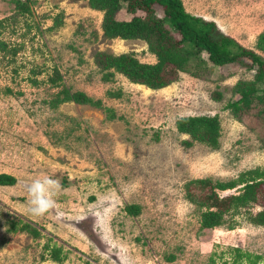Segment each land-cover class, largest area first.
Listing matches in <instances>:
<instances>
[{
  "label": "rangeland",
  "instance_id": "374dc122",
  "mask_svg": "<svg viewBox=\"0 0 264 264\" xmlns=\"http://www.w3.org/2000/svg\"><path fill=\"white\" fill-rule=\"evenodd\" d=\"M181 2L264 57L256 46L264 0ZM102 16L86 0H0V173L16 181L0 186V264H251L235 249L264 264V226L240 214L202 230L200 211L185 192L190 180L226 182L264 167V104L251 97L235 112L225 109L240 97L236 86L262 88L255 68L216 67L203 54L204 63L196 60L161 89L117 72L104 81L100 53L156 59L143 41L103 36ZM130 17L124 9L116 15ZM54 70L57 87L48 80ZM62 88L101 106L70 101L53 109ZM214 115L216 147L176 130L182 117ZM44 176L59 180L62 190L54 197L58 209L36 217L27 185ZM130 205L139 207L137 215L126 213ZM12 222L38 236L14 232ZM53 249L60 250L59 262L51 259Z\"/></svg>",
  "mask_w": 264,
  "mask_h": 264
},
{
  "label": "trees",
  "instance_id": "16d2710c",
  "mask_svg": "<svg viewBox=\"0 0 264 264\" xmlns=\"http://www.w3.org/2000/svg\"><path fill=\"white\" fill-rule=\"evenodd\" d=\"M89 7L102 12L101 29L107 39L139 40L146 45V51L152 54L155 63L140 62L133 53L119 55H98L99 67L105 71L102 80L108 81L114 72L121 74L133 83L145 85L150 89H161L174 81L177 72L187 73L193 62L200 64L206 61L213 66L222 67L238 65L242 68H255V78L262 88L254 85L243 87L236 86L235 92L240 97L229 102L225 109L235 112L240 109L239 103L255 98L264 104V57L254 51L248 50L237 43L233 38L222 35L216 30L213 22H208L200 17L187 13L181 0H86ZM22 11H28L27 3H19ZM120 9H124L131 17L128 20L116 18ZM258 51L264 53V32L256 41ZM201 66V65H200ZM196 69V68H195ZM199 69L198 73H200ZM55 87L61 80L59 73L54 70L48 78ZM76 102L101 106L99 100H93L82 93L71 94L62 88L49 104L53 109L62 102ZM261 110V108H259ZM179 133L187 134L192 140L209 145H217L220 125L217 116H186L175 123ZM183 144L189 146L191 141L185 140ZM15 178L11 175L0 173V186H12ZM63 182V181H62ZM264 167H256L240 173L235 179L219 182L210 179H194L185 185L186 198L200 211V229L211 230L221 227L224 223H231L236 215H244L250 224L264 226ZM234 190V194L220 197L217 191ZM254 206L262 209L252 213ZM129 215H137L139 207L130 205L125 208ZM227 218L225 219V217ZM14 232H27L33 237L38 236L35 229L29 225L20 228L11 223ZM59 249H53L51 259L59 262ZM251 264H256V259L250 260L249 255L241 254ZM258 258V257H256ZM166 257V260H170ZM250 264V263H249Z\"/></svg>",
  "mask_w": 264,
  "mask_h": 264
},
{
  "label": "clouds",
  "instance_id": "9594fccd",
  "mask_svg": "<svg viewBox=\"0 0 264 264\" xmlns=\"http://www.w3.org/2000/svg\"><path fill=\"white\" fill-rule=\"evenodd\" d=\"M62 190L59 180L49 176L34 179L27 185L29 212L36 217H43L58 209L54 197Z\"/></svg>",
  "mask_w": 264,
  "mask_h": 264
}]
</instances>
